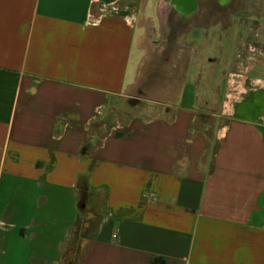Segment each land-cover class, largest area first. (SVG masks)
Returning <instances> with one entry per match:
<instances>
[{"label":"crops","instance_id":"obj_1","mask_svg":"<svg viewBox=\"0 0 264 264\" xmlns=\"http://www.w3.org/2000/svg\"><path fill=\"white\" fill-rule=\"evenodd\" d=\"M127 11L0 0V264H67L81 180L98 222L77 264H264V62L214 73L230 56L202 64L193 20L164 72Z\"/></svg>","mask_w":264,"mask_h":264},{"label":"flooded vegetation","instance_id":"obj_2","mask_svg":"<svg viewBox=\"0 0 264 264\" xmlns=\"http://www.w3.org/2000/svg\"><path fill=\"white\" fill-rule=\"evenodd\" d=\"M200 8L201 0L160 1L162 16L171 25L174 39H178L188 22L198 20L204 23L208 45L215 37L212 33L215 28H218L219 41L234 38L233 69L247 70L263 65L264 0H205L202 15ZM219 50L222 55L230 56L224 46Z\"/></svg>","mask_w":264,"mask_h":264},{"label":"rangeland","instance_id":"obj_3","mask_svg":"<svg viewBox=\"0 0 264 264\" xmlns=\"http://www.w3.org/2000/svg\"><path fill=\"white\" fill-rule=\"evenodd\" d=\"M125 1L127 2V9H128L127 12H131V17L135 18V19L139 18L138 19L139 21L147 23L148 33H147V37L145 40V44L148 45L149 49L152 52H154V54H156L155 53L156 50L164 49L163 55H162L161 59H159L160 61H158V62L162 63V61L165 60L166 58H168V60H169L167 62V64H165L164 66L163 65L160 66V64L153 65L152 67H150L151 71H152V69L155 70L156 68L161 69L163 66L162 69H164V72H166L171 67L170 66L171 57L176 54L177 45L175 46V43H173V34L170 33L171 26L170 25L169 26L163 25V23L160 22V19H158L156 17L157 5H158L160 0H147V1L146 0H125ZM145 1L147 2V5H146L145 12L143 13L142 12V6H143V4H145ZM204 2H205V0H201V8H200V14L201 15L203 14V10H204L203 9ZM143 15L144 16L147 15L149 17H152L153 19L152 20L149 19L150 21L143 19ZM196 27H198L195 29L196 37L199 40H201L202 43L199 44L198 47L196 46V44L193 45L192 48L195 49V54H194L195 57H197V59L199 57H201L202 58L201 63L204 64L203 58H205V56H209L208 53L213 54V57H217V55L221 54L218 47L224 46V50L228 49L230 57H222V58L219 57L220 58L219 62L216 64V66H213L212 71L215 73V72H219L220 70H223L224 68H225V70H227L229 68L230 58L232 57V54L234 51V45H235L234 44L235 42L233 41L234 38L230 36L229 38H226L224 41H219L218 40V32H217L218 28H215L216 30H214L212 32L215 37L213 38L211 44L208 45L207 42H206V44H204V36H206V33L203 29L204 26L203 25H196ZM234 30H233V32H234ZM233 32L231 31L232 35L234 36ZM204 33H205V35H204ZM186 38H187V35L186 34L183 35L182 39H186ZM155 40H157V44L156 45L151 44ZM181 41H183V40H181ZM182 48L187 51L188 45L184 44ZM204 61H205V59H204ZM241 70L242 69H240V70L235 69V73H234L235 76H238L239 71H241ZM158 75H157V79L163 80V76H162L163 74L162 75L160 74L159 76ZM224 75H225V78H224ZM218 76H221V80L226 79L227 82L232 81V80H239V77L234 76V78H231L230 76H228V74L226 75V72L221 73V74L218 73ZM218 81H220L219 77H218ZM127 108H129V107L127 106ZM218 108H219L218 104H215V105L208 106V108H206V109L211 114H214V113H216ZM207 118H212V117L207 116ZM205 123H208L211 126L213 125V121H211V120H208ZM87 220H88V216L83 215L79 221L78 226L75 227L74 230L71 232V234H70V245L71 246L75 245L77 248H80L82 246V243H83L82 232H83V229L88 226ZM76 252H77L76 250H75V252L72 250V252H70V256L74 257Z\"/></svg>","mask_w":264,"mask_h":264},{"label":"trees","instance_id":"obj_4","mask_svg":"<svg viewBox=\"0 0 264 264\" xmlns=\"http://www.w3.org/2000/svg\"><path fill=\"white\" fill-rule=\"evenodd\" d=\"M89 150H90V145L85 144L81 148V154L86 155V154L89 153ZM78 195H79V201H78L79 218L77 219L75 227L78 226L79 221H80V219H81V217L83 215L84 216L88 215V211H87L86 206H87V203H88L89 192H88V187H87V184H86L85 180H81L79 182ZM97 222H98V218L97 217L87 220L88 226L86 228H84L83 232H82V238L83 239H87V238H89V237L94 235V233L96 231ZM72 250L74 252H75V250L77 251L74 257L70 256V252H72ZM79 257H80V248H77L75 245L71 246L70 243H69V246H68V248H67V250L65 252V259H66L67 264H77V262L79 260Z\"/></svg>","mask_w":264,"mask_h":264},{"label":"water","instance_id":"obj_5","mask_svg":"<svg viewBox=\"0 0 264 264\" xmlns=\"http://www.w3.org/2000/svg\"><path fill=\"white\" fill-rule=\"evenodd\" d=\"M137 103H138L137 100H133V101L131 102L132 105H136ZM86 208H87V206H86Z\"/></svg>","mask_w":264,"mask_h":264}]
</instances>
